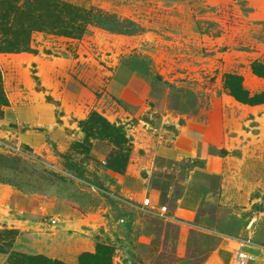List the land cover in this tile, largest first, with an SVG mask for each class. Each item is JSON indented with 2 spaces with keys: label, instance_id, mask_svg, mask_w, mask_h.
Returning <instances> with one entry per match:
<instances>
[{
  "label": "rangeland",
  "instance_id": "1",
  "mask_svg": "<svg viewBox=\"0 0 264 264\" xmlns=\"http://www.w3.org/2000/svg\"><path fill=\"white\" fill-rule=\"evenodd\" d=\"M61 1L117 29L33 30L30 51L0 52V264H94L86 254L104 255L103 264H203L222 239L241 238L240 205L226 208L222 177L200 160L166 163L155 151L190 126L230 141L234 155L249 143L264 196V128L242 141L264 127V103L245 109L257 105L227 87L236 75L250 95L264 91L252 71L264 63V0ZM17 2L12 30L28 9ZM191 173L205 183L200 212L159 216L134 205L154 196L172 206Z\"/></svg>",
  "mask_w": 264,
  "mask_h": 264
},
{
  "label": "crops",
  "instance_id": "2",
  "mask_svg": "<svg viewBox=\"0 0 264 264\" xmlns=\"http://www.w3.org/2000/svg\"><path fill=\"white\" fill-rule=\"evenodd\" d=\"M260 106L243 105V107H248L245 109L250 111L258 110ZM256 119L258 121L261 118L258 116L254 121ZM261 123L263 124V122ZM262 128H264L263 125L252 126L251 130L248 131L250 134H245V139L242 141L247 140L250 135L252 136V141L248 140V142L253 143L259 140L263 136V130L260 131ZM237 131L238 137L245 132L243 126ZM176 134L169 136L163 146L156 149L155 156L166 163H178L185 158L198 159L201 161L199 169L211 176H221V202L226 204L228 209L240 205L238 206L240 208L238 215L243 216L244 221L246 220L244 226H242L243 233L241 237L252 240V244L245 246L244 249L254 255V259L248 264H264V196L258 194L257 191H260L259 182H257L256 175L250 173L252 169L253 171L255 170L254 164L257 167L253 161L255 159L253 156L256 155L255 149H251L248 143V146H241L240 156L234 155L229 145L230 141L221 145L218 137H216L217 139L208 138L199 126L183 127ZM221 151H226V153L222 154ZM246 155L248 156L247 159ZM192 173L185 179L186 183L182 184V190L178 193L172 203L173 205L168 206L169 213H172L174 217H186L200 212L204 204L206 199L205 183H202L201 178ZM232 176L235 182L229 183ZM118 186L120 187L121 185L118 184ZM262 188L264 189V187ZM123 189L122 187V191ZM262 192L264 195V191ZM152 197L153 201H155V197ZM232 203H237V206L232 205ZM187 204H190L191 207H186L185 205ZM134 205L137 206V204ZM41 225L48 224L43 221ZM222 240L217 249L207 257L203 264H233L232 258L239 247L238 242L234 239L230 241ZM53 242L55 245L58 241L53 240ZM61 250L62 252L64 251V249ZM52 251L54 252V250ZM55 253H61V251H55Z\"/></svg>",
  "mask_w": 264,
  "mask_h": 264
},
{
  "label": "trees",
  "instance_id": "3",
  "mask_svg": "<svg viewBox=\"0 0 264 264\" xmlns=\"http://www.w3.org/2000/svg\"><path fill=\"white\" fill-rule=\"evenodd\" d=\"M17 0H0V31L4 37L3 45H0V52L17 53L30 51V34L33 30H53L54 33L66 36H81L87 32L92 25L101 26L107 29L112 28L107 21H99L97 14L90 9L75 7L70 3L61 0H26L28 9L22 12V16L16 21L15 30L10 29L9 18L12 11L19 12ZM109 16V15H108ZM8 24V25H7ZM252 71L255 75L264 78V63L254 62ZM238 76L230 75L227 81V87L231 94L240 102L250 105L264 103V91L258 94L250 95L244 88L242 82L238 81ZM237 79L234 84L229 81ZM226 151H222L225 154ZM99 247V246H98ZM101 249V247H99ZM102 253L107 254L108 248H103ZM88 258H93L94 264H103L105 256H92L86 254ZM33 260V258H30ZM89 261V260H88ZM55 264H63L55 260Z\"/></svg>",
  "mask_w": 264,
  "mask_h": 264
},
{
  "label": "built area",
  "instance_id": "4",
  "mask_svg": "<svg viewBox=\"0 0 264 264\" xmlns=\"http://www.w3.org/2000/svg\"><path fill=\"white\" fill-rule=\"evenodd\" d=\"M102 194L106 197H115V194L108 190H101ZM137 207L146 213H152L159 216H166L169 214V208L167 205L159 206V203L153 201L149 196H145L143 201L140 204H137ZM55 220H51L52 224H55ZM238 248L233 254L232 262L233 264H248L251 260L254 259V255L245 251L244 247L252 244L250 238L241 237L237 239Z\"/></svg>",
  "mask_w": 264,
  "mask_h": 264
}]
</instances>
